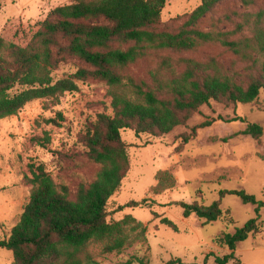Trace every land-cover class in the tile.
I'll use <instances>...</instances> for the list:
<instances>
[{
  "label": "trees",
  "instance_id": "1",
  "mask_svg": "<svg viewBox=\"0 0 264 264\" xmlns=\"http://www.w3.org/2000/svg\"><path fill=\"white\" fill-rule=\"evenodd\" d=\"M223 1L201 0L169 30L161 22L167 0H70L48 13L24 47L0 38V120L16 116L30 102L58 100L77 92L78 82L96 80L108 88V105L86 124L81 138L88 162L98 167L90 182L79 183L72 194L67 186L54 181L43 164L27 165L29 200L8 236L0 238V249L12 254L13 264H99L89 253L90 247L97 246L103 255L120 254L144 241L146 228L131 216L107 222V202L129 169L121 131L165 136L186 125L202 106L212 102L249 105L264 95V5L241 15L232 31L202 30L201 22ZM239 3L247 11L256 6L255 0ZM210 45L229 53L234 58L231 64L225 66L218 56L203 60L182 56ZM148 57L155 61L145 78L128 74L131 66ZM68 58L83 67L54 81L53 72ZM237 64L243 65L241 73L235 68ZM63 119L58 113L45 123L60 127ZM232 121L244 122L241 118ZM207 126L210 122L182 136V144ZM241 135L260 141L264 128L247 123ZM36 143L46 149L50 138L45 134ZM156 180L154 190L165 189V182L173 185L167 173H158ZM226 196L255 206L257 217L232 234L222 233L215 239L218 247L230 252L228 255L220 258L209 254L202 263L190 264H207L209 257L214 258V264L237 262V245L260 234L258 219L264 202L244 191H220L219 199L208 206L197 202L178 205L185 219L195 216L206 223L221 220L232 226L230 212L220 208ZM136 205L130 202L125 208ZM161 224L176 231L166 218ZM166 264L186 263L172 259Z\"/></svg>",
  "mask_w": 264,
  "mask_h": 264
},
{
  "label": "rangeland",
  "instance_id": "2",
  "mask_svg": "<svg viewBox=\"0 0 264 264\" xmlns=\"http://www.w3.org/2000/svg\"><path fill=\"white\" fill-rule=\"evenodd\" d=\"M201 0H167L161 12L165 29L173 30L182 17L200 5ZM70 0H0V38L24 47L39 29L48 13ZM251 10L242 9L239 0H224L200 24L204 31L217 29L232 31L241 15L255 12L264 0H255ZM176 20L171 23V20ZM247 33V32H245ZM203 60L218 56L229 66L234 58L217 45L203 47L195 54H182ZM146 58L128 69L135 78H145L154 63ZM83 67L79 61L68 58L53 72V80L68 77ZM242 72L243 65L235 66ZM107 86L96 80L78 82V91L67 93L58 100H36L26 104L16 116L0 120V238L7 237L16 225L24 205L29 200L31 177L27 167L41 163L57 184L67 186L74 194L81 182H90L98 167L89 163L81 138L85 126L108 105ZM60 113V127L45 122ZM241 118L243 121H232ZM210 122L197 130L190 141L182 144L181 137L191 135L192 129ZM247 123L264 128V95L249 105L225 106L212 102L202 106L187 121L161 137L136 136L133 131H121L126 146L129 169L120 188L108 200L107 222L113 223L131 216L146 228L145 240L135 243L120 254L103 255L97 246L89 253L99 264H166L180 259L186 264L202 263L212 254L223 257L230 252L215 244L222 233H233L250 219L256 218L255 206L244 205L234 196L220 201V208L229 211L234 221L227 226L221 220L206 223L195 216L183 218L179 203L197 202L205 206L219 199L220 191H244L264 202V139L254 141L241 135ZM47 134L50 144L46 149L36 140ZM167 173L173 185L165 182L163 190H154L158 173ZM130 202L138 205L125 208ZM121 208V209H120ZM171 221L176 231L161 224ZM261 232L237 245L234 255L239 264H264V207L259 211ZM229 261L228 264H237ZM0 264H13L10 252L0 249ZM207 264H214L209 257Z\"/></svg>",
  "mask_w": 264,
  "mask_h": 264
}]
</instances>
